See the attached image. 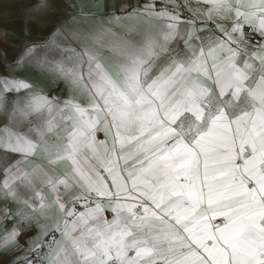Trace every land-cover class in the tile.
<instances>
[{
    "label": "snow or ice",
    "instance_id": "snow-or-ice-1",
    "mask_svg": "<svg viewBox=\"0 0 264 264\" xmlns=\"http://www.w3.org/2000/svg\"><path fill=\"white\" fill-rule=\"evenodd\" d=\"M195 5L73 16L3 65L0 200L18 205L0 209L6 260L36 226L35 255L12 264H264V0ZM53 11L36 0L25 37ZM33 68L69 97L15 75Z\"/></svg>",
    "mask_w": 264,
    "mask_h": 264
},
{
    "label": "crops",
    "instance_id": "crops-1",
    "mask_svg": "<svg viewBox=\"0 0 264 264\" xmlns=\"http://www.w3.org/2000/svg\"><path fill=\"white\" fill-rule=\"evenodd\" d=\"M36 2V0H0V35H3V30L7 29L11 33L6 39L4 36H0V54L6 53V58L4 55H0V73L9 74L3 71V65L12 64L20 51L22 44L25 41V38L28 40H33L37 42L46 41L49 37V33L52 29L59 23L64 20H70L73 16H102V15H124L125 12H121V7L123 5H132L143 6L145 3H156L161 5L165 3L166 0H50V3L53 5L54 11L50 13V16L54 18V23L49 25L46 28H42L38 25H32L30 28V34L25 37L24 35V26L27 23V17L29 9ZM177 3L183 4V0H176ZM192 6L195 7V0H192ZM171 7V5H169ZM131 11V9H127ZM189 18H192V14L187 11V9H182L181 19L186 21ZM234 18V17H233ZM198 28H202L207 32L209 29L214 28L211 24H202L199 20L195 21ZM56 43H59L60 46L64 49H77L79 46L73 44L67 40H58ZM255 50V49H253ZM39 55L43 56L45 53L43 50L38 52ZM49 59H60L59 54H49ZM104 60L106 63L111 64V58L105 54ZM16 76L26 79L31 84H33L37 90L42 91L45 95L49 97H59L61 100H64L69 97L70 92L61 79H56L52 74L41 72L38 69H18L15 73ZM17 99L15 95H12L8 98V108L11 110L12 101ZM3 113V112H0ZM37 121L33 120L31 123H36ZM8 122L0 118V129H2L5 124ZM29 127L28 123H25L19 131H24ZM102 137V133L98 134V138ZM8 207L10 213L14 214L18 205L12 204L9 201L0 200V209ZM109 218H111L110 214ZM11 221H7V229L10 231L12 228ZM34 231L30 234L25 242H22V232L20 237V249L11 256L8 260L5 259L4 253H0V264H12V261H15L17 257L24 259L25 257L31 258L35 253H29L27 251L28 246L31 243L32 238L36 237L40 228L32 226ZM32 227H26L32 228ZM6 221L0 216V237L5 233ZM16 245H13L11 248L7 249L6 252H11L12 248H15Z\"/></svg>",
    "mask_w": 264,
    "mask_h": 264
},
{
    "label": "built area",
    "instance_id": "built-area-1",
    "mask_svg": "<svg viewBox=\"0 0 264 264\" xmlns=\"http://www.w3.org/2000/svg\"><path fill=\"white\" fill-rule=\"evenodd\" d=\"M33 231H34V228H33V227H32V228H28V229H26L25 232H24V234H23V236H22V242H25L26 238H27L30 234H32Z\"/></svg>",
    "mask_w": 264,
    "mask_h": 264
},
{
    "label": "rangeland",
    "instance_id": "rangeland-1",
    "mask_svg": "<svg viewBox=\"0 0 264 264\" xmlns=\"http://www.w3.org/2000/svg\"><path fill=\"white\" fill-rule=\"evenodd\" d=\"M0 36L2 37L3 35H0ZM0 118H1L2 120H4V121L8 122L6 114H4V113H0Z\"/></svg>",
    "mask_w": 264,
    "mask_h": 264
}]
</instances>
